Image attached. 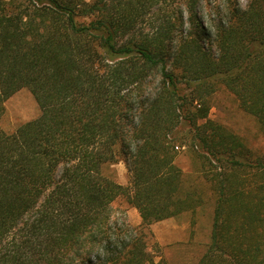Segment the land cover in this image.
<instances>
[{
  "label": "trees",
  "instance_id": "1",
  "mask_svg": "<svg viewBox=\"0 0 264 264\" xmlns=\"http://www.w3.org/2000/svg\"><path fill=\"white\" fill-rule=\"evenodd\" d=\"M197 1L0 0V118L24 88L41 112L0 129V264H165L145 230L201 204L181 147L215 195L198 264H264V151L209 117L223 86L264 133V0H216L207 26Z\"/></svg>",
  "mask_w": 264,
  "mask_h": 264
},
{
  "label": "rangeland",
  "instance_id": "2",
  "mask_svg": "<svg viewBox=\"0 0 264 264\" xmlns=\"http://www.w3.org/2000/svg\"><path fill=\"white\" fill-rule=\"evenodd\" d=\"M215 1L198 0L196 2L194 11L203 26L211 25L216 20ZM240 4L245 8L247 0H240ZM186 9L185 7V27L189 29V13ZM150 80L151 85L147 89L149 93L155 89L158 78L154 77ZM209 105V117L213 121L238 135L252 150L264 151V133L257 119L240 107L238 99L232 92L219 86L210 96ZM40 113L39 105L32 93L26 88L21 89L5 102V111L0 118V129L9 134L13 133L21 125L38 118ZM187 128L185 126L180 134L186 137ZM176 151H179L176 164L185 175V189L194 191L201 198V204L193 210L152 224L149 230H145L144 239L157 262L198 264L211 239L215 195L210 183L203 177L205 168L195 153L186 147H181ZM106 170L116 182L124 186L130 184V173L123 161L110 165ZM115 206L127 210V219L132 226L140 225L139 212L129 205L126 199L119 198Z\"/></svg>",
  "mask_w": 264,
  "mask_h": 264
}]
</instances>
